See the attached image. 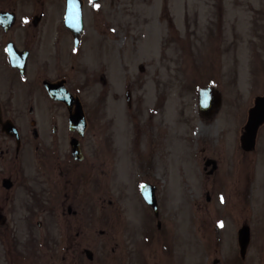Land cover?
<instances>
[{"label":"flooded vegetation","instance_id":"af4514ba","mask_svg":"<svg viewBox=\"0 0 264 264\" xmlns=\"http://www.w3.org/2000/svg\"><path fill=\"white\" fill-rule=\"evenodd\" d=\"M78 1L67 9V0H0V260L9 264L29 256L81 264L82 253L92 261L81 240L94 238L103 178L108 263L122 255L118 247L129 232L148 240L146 233L163 225L158 178L162 163L174 164L172 84L160 76L174 35L167 2L160 7L159 58L145 65L131 60L143 38L144 23L133 10L139 0ZM190 30L197 32L196 21ZM164 69L174 78V67ZM214 165L203 166L207 175ZM129 167L137 212L125 187ZM144 183L156 210L142 197ZM86 221L90 231L82 237Z\"/></svg>","mask_w":264,"mask_h":264},{"label":"rangeland","instance_id":"374dc122","mask_svg":"<svg viewBox=\"0 0 264 264\" xmlns=\"http://www.w3.org/2000/svg\"><path fill=\"white\" fill-rule=\"evenodd\" d=\"M164 1L174 21L160 75L168 87L172 84L167 113L174 120V164L168 170L162 163L158 178L163 225L157 234L146 233L148 240L141 239L140 232H129L114 264H264V123L253 150H243L239 142L247 110L264 91V0H139L133 10L144 25L138 52L131 58L135 64L159 58ZM195 21L198 30L192 34ZM167 66L174 67V78H169ZM176 67H181L178 73ZM207 80L220 91L221 103L203 118L197 111V89ZM204 157L217 161V169L208 175ZM133 171L127 169L125 187L129 206L132 202L137 212ZM107 186L105 178L97 182V215L90 227L94 238L81 240L93 259L89 262L82 253L81 264H110L104 216ZM245 223L250 239L241 256L237 229ZM81 226L83 237L90 229L87 221ZM41 257L29 256L20 264H56ZM0 264L9 263L3 258Z\"/></svg>","mask_w":264,"mask_h":264},{"label":"water","instance_id":"95a60500","mask_svg":"<svg viewBox=\"0 0 264 264\" xmlns=\"http://www.w3.org/2000/svg\"><path fill=\"white\" fill-rule=\"evenodd\" d=\"M213 100V104H217L219 101V95L213 94L210 87H204L199 92V104L200 107L205 106L207 102ZM212 102V101H211ZM264 120V96H258L255 98L254 105L249 109L248 119L243 127V131L240 135V143L243 149L250 150L254 148L255 136L258 126ZM147 195L146 199L149 203L153 204V197ZM249 241V227L248 225H242L238 229V244L240 248L241 256L244 255L245 248Z\"/></svg>","mask_w":264,"mask_h":264},{"label":"snow or ice","instance_id":"6c2138e0","mask_svg":"<svg viewBox=\"0 0 264 264\" xmlns=\"http://www.w3.org/2000/svg\"><path fill=\"white\" fill-rule=\"evenodd\" d=\"M25 19H27V18H25ZM222 199H223V197H221Z\"/></svg>","mask_w":264,"mask_h":264}]
</instances>
